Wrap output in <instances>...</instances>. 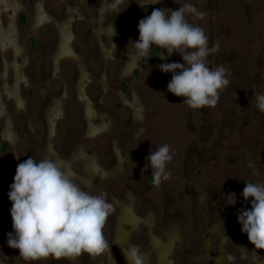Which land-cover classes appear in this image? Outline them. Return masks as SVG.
I'll list each match as a JSON object with an SVG mask.
<instances>
[{
    "label": "rangeland",
    "instance_id": "1",
    "mask_svg": "<svg viewBox=\"0 0 264 264\" xmlns=\"http://www.w3.org/2000/svg\"><path fill=\"white\" fill-rule=\"evenodd\" d=\"M75 1L79 4L81 13H75L73 18L72 30L76 39L73 42L74 50L70 46L73 52L70 55L74 56L76 60L83 58L85 61L87 70L82 62L81 69H84L86 73L89 72L93 79L86 83L84 94L94 102L96 110L94 117L97 128L91 129L92 134L96 133L94 137L89 136L81 141L84 151L87 153L94 151L97 155L93 156L98 165L97 174L90 179L89 191L94 195L106 194V200L112 205V196L116 198L127 196L131 202L135 200L134 214L141 215L143 218L147 212L153 214L155 224L152 227V233L157 237H162L161 229L166 219L177 221L183 234L181 243L174 242L176 243L175 250L169 254L173 264H208V257L203 254V248L198 249L200 232L193 228V224L195 227L197 220L205 226L209 225L211 221L218 220L219 222L221 220L223 231L228 238H225V247L232 256V259L227 260L226 264H247L245 257L250 256V250L244 248L245 257L239 253L240 242L236 231H234L237 220L231 217V208L234 205L227 203V197L229 194L235 193V205L242 204L244 210H249L251 198L245 201L241 195L245 183L264 181V156L254 167L249 165L247 168H240V163H244L246 157L249 158L250 154L252 157L249 148L252 143L263 142L261 140L264 137V126L256 127L259 116L264 117V114L257 111L253 103L250 104V107H248V103L246 105L250 97H255L261 92L264 93V0H189L194 5L198 1L197 8L205 13L203 18L189 17V21L203 28L208 37L210 48L218 47V51L207 57L209 68L215 65L223 66L231 74L227 77L228 79L231 80L235 76L238 79L235 80L236 82L231 88L228 87L222 91L215 107H206L210 109L209 113H206L205 108L189 109L183 104V97H176L167 91L172 73H163L158 66L162 63H183L178 54L174 53L167 61H162L158 58L161 50L153 46L149 52L150 58L146 63L138 66L131 63L129 70L120 75L123 65L122 55L112 52L111 57L103 59L99 55L97 39L93 34L99 20L97 16L100 12L98 11L100 3L103 0H66L65 2L74 6ZM179 1L160 0V3L155 6L177 10L180 3H188V0ZM16 2L21 6L12 10H1L0 13L2 26L5 25L9 16L14 18L18 29L17 45L22 46L26 52V57L21 63L25 78L23 77L19 82L20 96L26 99L24 107L26 112L23 109L14 110L12 102L7 101V108L13 114V121L21 142L20 145L16 143V152L20 157V162H24L31 157L30 154L35 144H43L45 136V125L42 119V114L45 111L44 106L50 95H58L63 88L66 96L64 107V102L62 103L64 117L58 119L54 125L55 136L53 135L54 137L50 139L49 146L52 151L53 143L54 150H57L61 156L67 157L70 150H75V145L81 140L85 127L81 106L77 102L76 96V66L71 58H64L60 67L58 60V64L55 66L57 41L61 31L59 20L56 21V28L48 25L50 24L48 22L37 32L33 28H29L35 3L40 6L38 10H42L41 6L43 7L44 12L47 13V20L61 18L64 7L59 0L43 2L41 0H17ZM211 3H213V8L210 11L208 5ZM147 4H152L151 0H123L118 6H114V0H106L100 22L115 27L114 45L121 44L124 53L128 52L129 41L134 42L139 38L137 26L139 21L144 18ZM76 7H73L74 11ZM151 11L152 9L148 10L149 15ZM34 15L38 17V12ZM21 16L25 18L24 24L20 22ZM211 25L215 27L212 34L209 33L212 31ZM56 33V52L52 54L51 60ZM111 34L113 35V31ZM103 43L110 42L103 39ZM99 46L100 52L104 51L105 46L100 41ZM74 51L81 57L76 56ZM3 52L4 50H1V56ZM11 53L10 49L6 51V60L11 59ZM164 54L167 55L166 52ZM3 59L2 56V62ZM17 59H15L16 62ZM59 71L60 75H58ZM136 71L139 73L132 75V72ZM81 72L83 71L79 70L78 74ZM104 72L109 87L106 92L100 89L94 79ZM49 76L52 78H48ZM12 77L13 75L9 71L7 79L11 81ZM227 90L233 92L231 93L232 97L230 101L225 100L222 105L220 101L223 102L221 98L224 92L227 93ZM133 97L137 101L138 112L141 111L136 120L132 118L127 102ZM223 110L229 112L225 120L221 118ZM28 116L31 124L26 122ZM251 118L254 119L252 127L248 125ZM222 121L229 123L232 127L231 130L238 129L237 131L243 134L244 139L250 142L247 143L246 140L241 142L238 137L228 139V126H223L224 122ZM2 123L0 119V129ZM12 130L16 138L13 125ZM28 130L35 131V134ZM244 142L248 146L241 145ZM165 143L170 146V152L173 155V159L168 165V171L172 175L169 180L156 185L153 182L151 168H145V165L148 164L146 157L150 155L151 151ZM230 143H234L235 146L232 144L233 148H231ZM221 147H224L226 151ZM115 148L122 156L119 157L117 154L116 162L113 157ZM198 154H203L205 158L200 160L201 165H189L188 159V164H186V158L190 156L194 158V162L199 161ZM257 154L261 156L259 151ZM44 157L49 158L48 154L43 151L39 158ZM69 159L66 164L71 168V179L81 186L75 174L82 173V164L72 160L71 157ZM0 160L4 165L5 174L14 178V157L11 145L6 140L3 142L0 140ZM94 162L95 160L90 157L86 169L87 175L93 171ZM114 162L117 174L103 180L99 175L98 167L107 169L112 167ZM1 180L0 174V185ZM127 193L130 194L127 195ZM195 195L200 203V210L196 206ZM5 198L0 190V210L5 209ZM228 202H230V198ZM113 207L115 211L108 217L107 224L103 229L104 236L109 241L118 213L117 206L113 205ZM220 207L223 209L220 210ZM151 226L152 224H148V222H140L135 229L129 231V237L125 244H137L136 248L142 254L146 252L149 247L146 231ZM5 227L7 228V225ZM211 241L214 253H216L218 246L216 234L212 235ZM255 251L259 259L264 256L263 251ZM110 254L119 259L122 257L117 245L112 243ZM150 254L149 252V263L156 264L155 259L152 261L153 257ZM189 254L197 256L203 254L204 257H194L201 261H191L190 263L186 258ZM9 256V251L0 252V259L5 262ZM85 256L86 254L75 261L48 259L42 261L41 264H80L81 259ZM106 259V254L102 255L96 258V263L104 264ZM19 262L18 255L12 258V264H19Z\"/></svg>",
    "mask_w": 264,
    "mask_h": 264
},
{
    "label": "clouds",
    "instance_id": "2",
    "mask_svg": "<svg viewBox=\"0 0 264 264\" xmlns=\"http://www.w3.org/2000/svg\"><path fill=\"white\" fill-rule=\"evenodd\" d=\"M122 2L114 0V6ZM151 2L155 5L160 0ZM204 15L191 2L182 3L177 10L154 8L139 21V38L129 41L127 52L128 62L137 66L147 62L153 46L161 50L158 58L162 61L174 53L180 55L183 63H162L158 67L163 73H172L167 91L183 97V104L192 110L215 107L222 91L230 85V72L223 66H208L207 57L218 47L210 48L203 28L189 21V17ZM112 31L113 37V25ZM254 107L264 114V93L255 96ZM172 159L166 143L146 157L145 168H151L154 184L171 178L168 165ZM71 176L69 165L47 157L39 158V162L29 157L17 165L8 193L14 235L8 234L7 244L18 250L25 262L75 261L85 254L92 259L110 255V242L103 229L115 209L106 194H92ZM241 195L245 201L251 198L250 209L237 213L241 232L247 234L255 250L264 251V183H245ZM227 203L235 205V193L228 195ZM123 255L127 264H144L142 253L135 246L123 251Z\"/></svg>",
    "mask_w": 264,
    "mask_h": 264
},
{
    "label": "flooded vegetation",
    "instance_id": "3",
    "mask_svg": "<svg viewBox=\"0 0 264 264\" xmlns=\"http://www.w3.org/2000/svg\"><path fill=\"white\" fill-rule=\"evenodd\" d=\"M16 1L17 0H0V7H1L0 13H1V10L6 11L8 9L12 10V9H15V7H20L21 5ZM41 1L43 2L45 0H41ZM59 1H61L60 3H62V5L64 7L63 8L64 13L61 16V18H59V19L55 18V20L54 19L53 20H49V19L47 20V15H46L47 13L44 12L43 7L41 6L42 10L41 9L38 10V8L40 6L37 3H35L34 8L32 10L33 12L31 13L32 15H31V19L29 22V28H33V30L37 32V31L41 30L43 28V26L45 25V23H47V22L50 23L48 25L56 28V21L59 20V22H60L59 26H60L61 31L59 33L60 35H59L58 41H57V33H56V40L54 42V50L51 53V60H52V54L54 52H56V41H57V56L55 57V66H57L58 60H59V67H60L61 61L64 58H71L72 62L75 63L76 72H77V79H75L76 80V96L80 102L77 99L76 100L81 106L82 115H83V118L85 121V127H84V132L82 134L81 140L79 141V143L77 145H75V147H76L75 150H70L68 152L67 157L61 156L57 152V150H54L53 143H52V151H50V146H49L50 143L49 142H50V139H52L55 136L54 135L55 130L53 131L51 138H49V136L47 134V127H46L47 124L46 123H47V121H49L51 119L53 124L55 125L56 122L58 121V119L64 117V108H62V103L64 102L63 103V107H64L65 101H66V98H65L66 96H65V90L62 88L61 92L58 95H52V96L50 95L49 96L50 98L48 97V101L44 106L45 111L42 114L43 123L45 125L44 142L42 145L35 144L30 155H31V158L36 162H39L40 153L43 151L48 154V157L50 159H52L54 161L57 160L60 163H68L69 161H67V160L70 157L72 160L74 159L76 161H79L82 164V173L80 175L75 174V177L79 180L81 187L84 188L85 190L89 191L88 185H89L90 179L97 174V166L98 165H97L96 159L93 157L94 155H96L95 152L93 151V153L92 152L87 153L86 151H84V149L81 146V141H82V139L89 138V136L94 137L96 132L92 134L91 129L97 128L96 119L94 117V116H96V110H95L94 102L92 100H90V98L87 95L84 94V87H86L85 86L86 83L91 81V79H93V78H91L90 73L89 72L86 73V71L84 69H82L83 72H81V74H78L79 70H81V67H82L81 62L83 65H85V68H86L85 61L83 58L76 60L74 56L70 55V54H73V52L70 49L71 48L70 46H72V49H73V42L76 39V36L72 30V25L74 24L73 18H74L75 13H78V12L81 13L80 6L75 1L74 6L75 7L78 6V7H76V9L74 11L73 10L74 6L67 4L65 2L66 0H59ZM185 1H187V0H185ZM187 2H189V0ZM2 4H4L5 6H3ZM105 4H106V0H103V2L100 3V7L98 10L100 12L97 16V17H99V20L96 23L97 25L95 26V29L93 30V34L95 35V37L97 39L99 55L103 59H108L109 57H111L112 52H118L119 54L122 55V62H123L122 64L123 65H122L121 71H120V75H122L123 73L127 72V70H129L131 62H128L127 51L125 53L123 52V50L121 48V44H115V48H114L113 37L111 34L112 33V31H111L112 26L104 25L100 22V20H101L100 17H102L101 15L105 9ZM180 5H181V3H180ZM198 5H199V3H198V1H196L195 6L198 7ZM208 7H210V11H211V8H213V3L209 4ZM154 8H157V7L153 4H147L145 7L144 18L149 15L148 10L149 9L153 10ZM40 11H41V14H40ZM36 12H38V17H37V15H34ZM65 21H67V23L64 24ZM20 22L22 24H24L25 18L23 16H21ZM211 28H212V31L209 32L210 34H212L215 31L214 26L211 25ZM72 34H73V37H72ZM213 36H214V34H213ZM16 38L18 39V29L15 25L14 18L9 16L6 19L4 26H2V24L0 22V60H1V64H0V106H1L0 119L3 122L2 127L0 129V140L2 142H3V140L4 141L6 140L11 145L12 156L14 157V176L16 174L17 165L19 163H22V162H20L19 159H16V157H18L17 152H16V143H19V145H20L21 142L19 141V136H18V133L16 131L15 124L13 121V114L11 112H9V110L7 108V101L12 102L13 109L16 111L19 109L20 110L23 109L25 111L24 107H25V103H26V99L21 97L20 93H19V82L24 77V75L22 73L21 63H22V61H24V57H26L25 56L26 52L22 46L17 45ZM103 39L108 40L110 43L104 44ZM99 41L103 44V46H105V49L102 52H100ZM70 43H71V45H70ZM29 46L30 45L28 44V47ZM8 49H10L12 51L10 60H6V58H5V53ZM1 50H4L2 56L5 60L3 59V62H2V56H1V54H2ZM75 54H76V56H79V58L81 57V55H78L76 52H75ZM15 59H17L18 63L15 61ZM51 60H50V62H51ZM215 67H217V66L215 65L214 67H212V69H214ZM86 70H87V68H86ZM9 71L11 72V75H13V77L11 78V81H9L7 79V74ZM138 73H139L138 71L132 72V75H134V74L137 75ZM58 75H60V71H59ZM48 78H52V77L49 76ZM94 79L96 81L95 83L100 87L101 90H103L105 92L108 90L109 87L107 85V79L105 76V72L102 73L98 78H94ZM235 80H238L236 76L230 80L229 88H231L233 86V84H235V82H236ZM62 81H64V80L62 79ZM62 84H64V83L62 82ZM10 85H13V86H10ZM74 85H75V82H74ZM79 86H81V89ZM63 87H64V85H63ZM74 89H75V87H74ZM79 89L81 91H83L81 93L83 98L87 99V101H85V105L83 104L84 102L82 101V99L79 98V96H78V90ZM231 93H233V92H231V90H227V93L224 92L222 95L223 97L221 98V100H223V102L220 101V104L223 105L225 100L230 101L231 97H232ZM252 98H253V100H252ZM254 98L255 97H250L249 102L248 101L246 102V105L248 103V107H250L251 103L254 104ZM87 102H88V104H86ZM127 102L129 104L128 107L130 108L132 118L134 120H136L137 118H139V113L141 112V111L138 112V109L136 107L137 101H135L134 97H133V98H131V100H129ZM209 110L210 109L205 107L206 113L207 112L209 113ZM61 112H62V114H61ZM248 114H249V110H248ZM228 115H229V112L228 111L225 112L223 110L221 118L225 120V118ZM246 117H248V115H246ZM259 117H260L259 120L256 121V123H257L256 127L258 125L264 126V121H263L264 117H261V116H259ZM253 120L254 119L251 118V121L248 122V125L251 127L253 125ZM26 122H27V124H28V122L30 123L29 116L27 117ZM222 122H224V121H222ZM227 122H229V121H227ZM227 122H224L223 126H225V127L228 126V135H229L228 139L231 140V138L238 137V138H240L241 142L246 140V139H244L243 134H240V132L237 131L238 129L236 130L234 128V130L233 129L231 130L232 127ZM12 125L14 128V132L16 134V138H15V135H14L13 130H12ZM244 127H246V126H244ZM248 129H250V128H248ZM230 130H231V132H230ZM29 132L35 134V131H29ZM256 133H258V132H256ZM13 137H14V139H13ZM245 138H248V137L245 136ZM261 141H263V142H260V143L253 142L252 145L249 147L250 151L252 153V157L250 154L249 158L246 157V159H244V163L243 162L240 163L241 169L247 168V167H249V165L250 166L252 165L254 167V165L260 161L259 159L262 156H264V148H263L264 137H263V140H261ZM246 142L248 143L250 141L246 140ZM246 142L242 143L241 145L248 146V145H246L247 144ZM232 144L234 145V143H230L231 148H233ZM258 146H260V147H258ZM221 148H223L226 151V149L224 147H221ZM258 151H259L261 156H259L257 154ZM117 154L119 157H122V156H120L118 149L115 148V151L113 152V157H114L115 162H116L115 156H117ZM90 157H92L95 160V162H94L93 171L91 172L90 175H87L86 169L88 167V164H89L88 160L90 159ZM187 159L189 160V165L194 166L195 164L201 165L202 163L200 162V160L202 161V159H205V158H204L203 154H198L199 161L194 162L193 161L194 158L192 156H190L189 158L188 157L186 158V162H187L186 164H188ZM115 162H114V165L112 167L107 168V169H101L100 167H98V169L100 171L99 175L102 177L103 180L108 178V177L115 176L117 174V172H116L117 168H115ZM0 174L2 176L0 190L3 193V195L6 197L5 198L6 203H4V204H6L5 209L0 210V252L1 251H9V253H10V256H9V259L7 260V262L0 259V264H12V258L14 256H17V255H18L19 260H20L19 264H41L42 261L25 262L19 256L18 250L8 247V244H7L8 234L12 233L14 235V232L12 229V220H11V216H10V210H11L12 204L8 199V193L10 191V186L13 183L14 178H10L5 174L4 165L1 162V160H0ZM260 181H261L260 183H264V181H262V180H260ZM257 183H259V180H257ZM128 194H130V193H127V195ZM196 198H197V196L195 195L194 199H196ZM111 202L113 203V205L117 206L118 213H117L116 219L113 223V229H112V233L110 235L111 239L109 242H110V247H111V243L114 245H117V248L119 249L122 257H120V259H119L117 256H112L111 254L110 255L106 254L107 259L105 260L104 264H127V261L125 260L124 255H123V251H127L130 247H133V246L136 247L137 244H134V243H132L131 245L125 244L126 239H127V237H129V231L131 229L132 230L135 229L139 225L140 222L141 223L142 222H145V223L148 222V224L149 223L152 224V226L149 227V229L146 231V239H147V243H148L149 247H148L147 251L142 254L144 264H150L149 258H148L149 252L151 253L150 255H152V257H153L152 261H153V259H155L154 262L156 264H173L171 261V255L169 256V254H171L175 250L174 247L176 246V243H174V242H177L179 244L181 243L182 234H183L181 228L178 226V222L175 221L174 219H169V218L166 219V221L163 223V227L161 229V236L162 237H157L154 235V233H152V227L155 224V218H154L153 214H151L150 212H147L144 218L141 215L138 216V215L134 214V202H135V200H134V202L133 201L131 202L130 199L127 198V196L125 198H120V197L116 198V197L112 196ZM195 202H196V206L199 207L200 203L198 202V198L195 200ZM200 208L201 207H199V210H200ZM219 209L222 210L223 208L220 207ZM231 209H232L231 210L232 219L237 220L238 211L244 210V207L242 204L241 205H234ZM126 210H128V212ZM211 210H212V208H211ZM119 213L121 215L123 213V216H121ZM130 214H131V216H130ZM121 218H122V220H121ZM120 221H122V222H120ZM117 223L119 224L120 228H117L118 227ZM128 224H130V225H128ZM5 225H7V228L5 227ZM193 228L200 232L199 243L197 241V243H198L197 245H199L198 249L203 248V252H204L203 254L208 257V264H226L227 260H230L229 257H231V259H232L230 252L225 247L226 235L223 231L224 230L223 229V223L221 220L219 222H218V220L215 222L211 221L209 223V225H207V226L203 225L200 221L198 222V220H197L195 222V227L193 224ZM234 231H236L238 238H239V242H240V247H238L239 253L243 257H245L244 248H248L250 250V256L245 257L246 263L247 264H264V256L261 259H259L256 256V251L254 249V246L249 243V241L247 239V234H244L241 232V225L238 222L235 226ZM118 234H119V236H117ZM213 234H216L218 237V243H217L218 246H217L216 253H214L215 251L213 250L212 241H211ZM126 246H127V248H126ZM263 253H264V251H263ZM203 254H199L198 256L189 254L186 257L188 259L187 262H190V263H191V261L200 262L201 260H199L197 258L204 257ZM194 257H197V258L194 259ZM80 264H97L96 258L92 259L86 255L85 257H83L81 259Z\"/></svg>",
    "mask_w": 264,
    "mask_h": 264
},
{
    "label": "bare ground",
    "instance_id": "4",
    "mask_svg": "<svg viewBox=\"0 0 264 264\" xmlns=\"http://www.w3.org/2000/svg\"><path fill=\"white\" fill-rule=\"evenodd\" d=\"M82 70V69H81ZM80 87V89H81V86H79ZM78 90V96H79V98H81L82 99V101L84 102L83 104L85 105V101H87V99H85V98H83V96H82V92L83 91H81V90ZM80 99V100H81ZM86 104H88V102L86 103ZM0 110H1V106H0ZM47 125H46V127H47V134H48V136H49V138H51V136H52V134H53V131H54V124H53V122H52V120L50 119L49 121H47V123H46ZM124 205V204H123ZM125 209V208H124ZM129 209V208H128ZM123 210V209H122ZM127 212H128V210H126ZM120 214V213H119ZM127 214V213H126ZM121 215V214H120ZM119 215V216H120ZM118 216V217H119ZM121 216H123V213H122V215ZM130 216H131V214H130ZM126 219V218H125ZM128 219V218H127ZM121 220H122V218H121ZM130 220V219H129ZM133 220V219H132ZM120 222H122V221H120ZM125 223V222H124ZM123 223V224H124ZM118 224V223H117ZM121 224V223H120ZM128 225H130V224H128ZM118 227L117 228H120L119 227V224L117 225ZM121 226V225H120ZM117 232V231H116ZM120 233V232H119ZM117 236H119V234L117 235ZM158 262V261H157Z\"/></svg>",
    "mask_w": 264,
    "mask_h": 264
}]
</instances>
